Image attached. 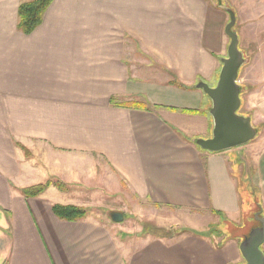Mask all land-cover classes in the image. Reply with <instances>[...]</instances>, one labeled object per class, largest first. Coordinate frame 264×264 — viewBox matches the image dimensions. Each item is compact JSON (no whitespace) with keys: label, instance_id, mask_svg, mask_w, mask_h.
Masks as SVG:
<instances>
[{"label":"crops","instance_id":"crops-1","mask_svg":"<svg viewBox=\"0 0 264 264\" xmlns=\"http://www.w3.org/2000/svg\"><path fill=\"white\" fill-rule=\"evenodd\" d=\"M21 1L0 0V264H244L239 245L256 227L253 218L245 225L253 200L264 214V136L221 153L192 138L211 135L210 101L192 87L217 82L221 63L205 37L224 15L208 0H54L24 35ZM227 1L237 16L254 10L259 39L264 0ZM135 101L151 110L121 106ZM258 108L264 123V99ZM103 166L113 187L119 181L190 232L152 239L144 225L134 238L91 213L86 189L100 184ZM46 181L65 189L22 196ZM53 205L85 217L59 220Z\"/></svg>","mask_w":264,"mask_h":264},{"label":"rangeland","instance_id":"rangeland-1","mask_svg":"<svg viewBox=\"0 0 264 264\" xmlns=\"http://www.w3.org/2000/svg\"><path fill=\"white\" fill-rule=\"evenodd\" d=\"M208 1L214 11H220L224 15L223 23L220 22V25L222 26L220 27L219 32L214 35L213 39L210 40L207 36L205 37V44H209V50L212 51L220 61V59L226 58L227 55L229 39L224 34V28L229 22V16L224 11L218 9L217 0ZM225 1L230 2L227 0ZM221 2L224 4V0H221ZM231 4L237 11H239L240 7H242L234 2H231ZM253 12V9H248L246 11L239 12L238 16L236 14V23L233 28V31L238 35L239 49L245 59V63L239 70L238 76V84L241 87V107L238 113L240 115L249 114L253 116L255 123L254 126L258 130V135L264 136V123L260 122L263 118L259 115L261 109L258 108L264 99V31L258 35L259 39L255 41V32H253L254 26L252 25V19L254 20L255 18V16H253ZM210 17L211 12L208 16V23L210 21ZM213 23L216 27L219 26L216 16H214ZM261 27L264 28V24L261 25ZM215 85L216 84L209 83L210 87H214ZM201 129L202 127L198 130L200 131ZM185 135L191 136L188 134ZM192 138L196 140L204 138L207 139V137H202L198 134L193 135ZM262 146L264 147V145ZM103 168H99L97 171L98 178L103 177V179L101 178L102 180L99 181L100 184L98 185L95 183L93 186L87 187L86 189L95 197L92 201L91 213L98 214L101 219H104V221L109 224L113 222L112 220L111 223L109 221V218L111 219L113 214H122L123 221L121 222V228H123V231L121 233H125L127 236L134 238H138L143 235L141 231L144 225L150 227L149 237L152 239H157L160 236L165 240H170V238L190 232L188 228L182 226L176 221L177 215L174 216V214H171V212L168 213V210L163 208L156 209L151 205L148 206V204H142L139 199L135 195H132L125 186H120L119 181L117 182L118 184H116V187H113L111 181L114 179V176H105L106 169L104 166ZM243 186L244 185H241V187ZM258 204V201L253 200V206H251L250 212H254V210L255 212L247 215L246 218L248 223L246 221L245 225H252L254 223V221H252L253 215L261 212L257 207ZM244 222L245 219L243 223ZM254 224L257 226V223ZM203 225H205V222ZM157 228L161 229L159 232L162 231L163 234L157 233ZM210 232L213 233L214 239L211 240L214 245L221 241H216L218 229L213 227L210 229ZM203 236H206V234H203Z\"/></svg>","mask_w":264,"mask_h":264},{"label":"water","instance_id":"water-1","mask_svg":"<svg viewBox=\"0 0 264 264\" xmlns=\"http://www.w3.org/2000/svg\"><path fill=\"white\" fill-rule=\"evenodd\" d=\"M218 9L229 16V22L224 28V34L229 39L226 58L220 59L221 69L214 87L200 81L192 88L201 90L208 100L210 107L208 114L211 119L212 130L208 139H195L194 145L209 153L229 151L252 142L258 135V130L250 117L240 115L241 87L238 84L239 70L245 63L239 49L238 35L233 31L236 15L233 9L217 0ZM114 223L123 221L122 214H113ZM253 220L257 226L252 228L247 236L242 238L239 251L244 264H264V254L261 250L264 244V217L255 213Z\"/></svg>","mask_w":264,"mask_h":264},{"label":"trees","instance_id":"trees-1","mask_svg":"<svg viewBox=\"0 0 264 264\" xmlns=\"http://www.w3.org/2000/svg\"><path fill=\"white\" fill-rule=\"evenodd\" d=\"M54 0H27L21 1L18 6L17 11V29L24 35L31 34L42 22L43 15L48 7ZM171 85L183 87L181 84L171 81ZM114 99H111V104L114 105ZM124 108L140 109L144 111H150L151 106L144 102H128L121 105ZM178 111V110H174ZM183 113H192L186 110H180ZM15 146L23 151L26 157L29 156L28 151L22 147L20 144H15ZM55 186L59 190H64L65 186L60 182L46 181L43 184H38L32 187L24 188L21 190V194L24 198H35L41 196L49 187ZM260 206V205H259ZM261 211V207H259ZM52 212L56 218L62 221H79L85 217V211L82 208L75 206H63V205H53ZM261 217H264L263 211H261ZM233 233L236 230L232 231ZM219 245H214L218 248Z\"/></svg>","mask_w":264,"mask_h":264},{"label":"flooded vegetation","instance_id":"flooded-vegetation-1","mask_svg":"<svg viewBox=\"0 0 264 264\" xmlns=\"http://www.w3.org/2000/svg\"><path fill=\"white\" fill-rule=\"evenodd\" d=\"M254 218V217H253Z\"/></svg>","mask_w":264,"mask_h":264}]
</instances>
